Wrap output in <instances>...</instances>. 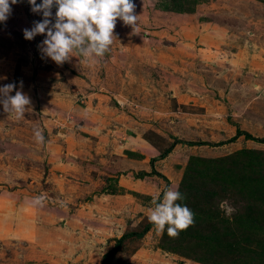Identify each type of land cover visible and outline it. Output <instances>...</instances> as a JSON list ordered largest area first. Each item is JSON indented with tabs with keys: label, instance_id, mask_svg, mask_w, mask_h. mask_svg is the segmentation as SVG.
<instances>
[{
	"label": "rangeland",
	"instance_id": "rangeland-1",
	"mask_svg": "<svg viewBox=\"0 0 264 264\" xmlns=\"http://www.w3.org/2000/svg\"><path fill=\"white\" fill-rule=\"evenodd\" d=\"M191 1L0 0V264H100L116 238L157 218L153 202L169 181L160 224L126 237L108 264H200L160 239L181 179L170 171L184 156L174 152L163 177L150 170L174 138L214 143L236 128L264 138V0ZM91 91L118 108L151 106L169 127L165 137L143 134L157 150L150 182L132 191L106 183L95 192L101 198L78 191L70 200L57 181L67 183L68 145L95 106L97 99L84 103ZM253 142L241 135L206 145V156ZM80 154L75 162L88 155ZM239 195L219 191L209 207L228 220L242 217Z\"/></svg>",
	"mask_w": 264,
	"mask_h": 264
},
{
	"label": "trees",
	"instance_id": "trees-1",
	"mask_svg": "<svg viewBox=\"0 0 264 264\" xmlns=\"http://www.w3.org/2000/svg\"><path fill=\"white\" fill-rule=\"evenodd\" d=\"M190 3L194 5L195 0ZM176 9L188 11L183 6ZM240 135L264 142V138H255L236 128L232 136L214 143L174 138L157 155V159L166 156L176 143L218 146L232 142ZM150 173L162 176L153 168ZM209 183L218 184V188L209 187ZM228 188H234L245 200L242 217L234 216L228 220L209 207L211 199ZM162 192L153 202L157 218L144 224L140 231L124 233L116 238L113 247L102 254L100 264H108L126 237L141 236L152 226L160 224L161 212L157 207ZM161 224L164 227L160 239L169 244L164 248L176 250L183 257L200 264H264V150L240 148L212 158L189 156L169 216Z\"/></svg>",
	"mask_w": 264,
	"mask_h": 264
},
{
	"label": "crops",
	"instance_id": "crops-1",
	"mask_svg": "<svg viewBox=\"0 0 264 264\" xmlns=\"http://www.w3.org/2000/svg\"><path fill=\"white\" fill-rule=\"evenodd\" d=\"M92 7H90L91 10ZM79 96H82L84 99L82 94ZM111 96L112 98H117L118 94H112ZM86 97L87 99L83 100L85 104L90 102L89 99L91 103L93 99H97L95 106L91 105L92 109L89 108L87 111L86 105L83 107L86 114L80 118V123L78 124L80 129L83 130L80 132L81 137H75L76 141L74 143L71 142V146L68 145L70 144L69 142L66 144L71 156L77 157L78 153L83 154L86 152L88 155L76 162L75 158L72 157L69 175L64 176L67 183L62 185L59 180L57 181L59 190L62 193L61 195L68 198L71 196L70 200H73V197L79 191V193L81 192V196L85 192H88L89 194L93 193V199L96 197L101 198L103 195L95 192H99L98 190L106 185V183H115L116 187H121L124 191H132L136 189L138 181L143 179V181L148 180L150 182L153 176L148 174L150 169L149 158L155 157L157 150L143 134L150 131L160 137H165L163 131H166L169 125L161 123L162 120L159 118L162 113H159L151 106L133 107L131 104H127L118 108L114 103L109 102L111 98L108 95L97 97L93 91L88 93ZM102 97L105 98L103 99ZM107 99L109 100L107 101ZM115 101L117 102L118 100L115 99ZM157 113L159 116L156 115ZM157 120L158 122L154 127L152 124ZM182 123L184 124V122ZM183 124H180L178 128H181ZM239 138H241V135L235 140ZM188 139L187 141H189ZM254 142L253 145L247 148L263 149L264 142ZM229 143L225 144L228 145ZM84 145L88 147L89 151H86L87 147L85 148ZM212 147H207V149ZM207 149L206 145L176 143L166 156L154 161L156 164H154L153 169L161 175L167 174V170H170L167 161H170L171 155L174 152H181V156H184V158L180 162V167L176 168L177 171H170V174L173 172L175 182H177L182 173L181 166L185 163L188 156H206ZM83 159L85 162H83ZM82 163L84 164L81 166ZM137 172L143 174L142 178L138 179L133 176V173ZM157 179L156 183L159 186L162 185L161 179ZM171 184L172 182L169 181L168 185L164 184L162 186L164 198L168 200L171 198L173 192V185ZM126 196L125 192L119 195L118 200H123Z\"/></svg>",
	"mask_w": 264,
	"mask_h": 264
}]
</instances>
